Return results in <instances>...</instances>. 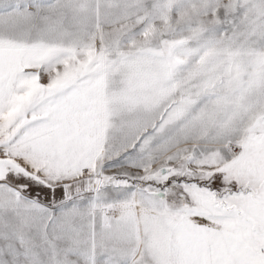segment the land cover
Segmentation results:
<instances>
[{"label":"snow or ice","instance_id":"6c2138e0","mask_svg":"<svg viewBox=\"0 0 264 264\" xmlns=\"http://www.w3.org/2000/svg\"><path fill=\"white\" fill-rule=\"evenodd\" d=\"M0 264H264V0H0Z\"/></svg>","mask_w":264,"mask_h":264}]
</instances>
